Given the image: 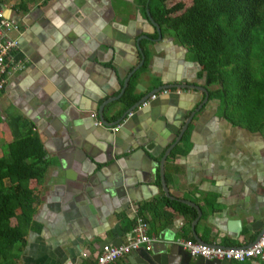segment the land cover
<instances>
[{
  "label": "crops",
  "instance_id": "crops-1",
  "mask_svg": "<svg viewBox=\"0 0 264 264\" xmlns=\"http://www.w3.org/2000/svg\"><path fill=\"white\" fill-rule=\"evenodd\" d=\"M2 6L19 27L14 37L27 66L7 77L0 94V146L11 141L6 120L28 122L48 167L33 190L24 243L0 264H93L102 245L125 244L130 207L163 194L158 163L203 94L169 89L115 132L121 106L112 102L103 116L115 124L95 128L89 114L118 94L128 68L139 62L133 51L128 55L131 42L147 31L137 0H5ZM161 38L138 42L146 53L134 83L141 97L164 85L201 82L185 49L166 34ZM115 68L119 74L110 76ZM218 112L211 101L194 114L165 157L163 176L173 198L198 206V239L248 248L264 228V135L231 126ZM144 217L158 249L165 240L194 241L181 217L166 226ZM130 253L112 264H139Z\"/></svg>",
  "mask_w": 264,
  "mask_h": 264
},
{
  "label": "trees",
  "instance_id": "trees-1",
  "mask_svg": "<svg viewBox=\"0 0 264 264\" xmlns=\"http://www.w3.org/2000/svg\"><path fill=\"white\" fill-rule=\"evenodd\" d=\"M170 1L137 4L144 18L147 10L160 34L173 39L185 49L187 60L200 67L207 102L217 103L220 117L231 126L264 135V0H190L185 9L180 2L168 6ZM150 37H156L155 30ZM135 81L133 76L114 102L121 106L114 118L140 99ZM6 125L11 141L0 146V259L24 243L36 204L33 190L48 167L32 125L18 118H9ZM136 210L145 223L148 215L163 226L181 217L184 232L196 216L192 208L163 194L159 200L136 205Z\"/></svg>",
  "mask_w": 264,
  "mask_h": 264
},
{
  "label": "built area",
  "instance_id": "built-area-1",
  "mask_svg": "<svg viewBox=\"0 0 264 264\" xmlns=\"http://www.w3.org/2000/svg\"><path fill=\"white\" fill-rule=\"evenodd\" d=\"M20 33L18 25L9 17H4L3 6L0 5V92H2L5 80L11 73L22 72L27 66V61L18 52L17 42L15 37H13V35L19 36ZM167 94V90H162L157 94H153L134 110L143 109L148 106L149 102L154 101L159 96ZM132 112L128 113L127 116L130 117ZM89 117L93 121V126L95 128L102 127L97 114L91 113ZM119 126L120 125L117 124L111 130L114 132L117 131ZM130 210L132 227L125 235V244L117 246L102 245L93 264H112L132 251L138 249H143L145 251L150 250L154 239L148 237L147 225L142 218L137 215L136 207L131 206ZM177 244L192 258L201 257L208 261L215 260L235 263L249 261L254 264H264V232L254 244L243 249L208 246L198 244L192 240L181 241Z\"/></svg>",
  "mask_w": 264,
  "mask_h": 264
},
{
  "label": "water",
  "instance_id": "water-1",
  "mask_svg": "<svg viewBox=\"0 0 264 264\" xmlns=\"http://www.w3.org/2000/svg\"><path fill=\"white\" fill-rule=\"evenodd\" d=\"M145 16L147 19L146 23L149 24L155 30L156 39L150 40V39L146 38L145 36H141V38H137V39L133 40V42H131L132 43V45H131L132 50H130L131 52H128V55L129 56L132 55V51H133V55H135V58H139V62L134 67L128 68L129 70H128L127 74L125 75V77L122 79V83H121V86L119 88L118 94L115 97L106 99L105 101H103L98 106L97 117H98V120L100 121L102 127L108 128V127H111L112 125H114L115 123H116V125L119 124L121 122V120H123L127 116L128 113H130L134 109H136L142 102L147 100L149 98V96H151L153 94H157L158 92H160L162 90L179 89V90H187V91H192V92H200L203 94V99L197 105V107L193 111L190 112V114L187 117L186 121L184 122L183 126L180 128L179 133L177 134L176 138L174 139V142L163 153V155H162V157L158 163V175H159L160 189L163 193V196L166 199L171 200V201H176L182 205H185L187 207L192 208L195 211L196 217L194 218V220L190 224V231H191V234L193 236L194 241L198 244H203V245H208V246H218V245L206 244L195 236L194 226L196 225V223H197V221L201 215L198 206H196L195 204L188 202V201L173 198L167 191L164 176H163V163H164L165 157L168 155L170 150L177 144V142L180 141L181 136L184 133L187 124L192 120V117L194 116V114L196 112H198L207 102V92L202 87V80L204 79V74H202V79H201V82L199 83L200 86L199 85H194V86L192 85L191 86L188 84H183V85L175 84V85H164L161 87H157L154 90H151L150 92L145 94L143 97H141L132 107H130L129 109L124 111L120 117V120H118L117 122H115L113 124L108 123L103 116L104 107L107 106L108 104L115 102V101L120 99V97L124 93V90L127 87V84L131 80V78L133 76H136V78H137L140 74H143V73H137L143 67L144 58H145L143 53H142V50L140 49V47L138 45L139 40L143 39V40H146L149 42H155V41L160 42L162 40L161 34H160V29L152 21L147 10H145ZM118 74H119V71L117 68H115L112 72L110 71V76L111 75L117 76ZM144 78H146L148 80L150 78V76L148 74H144ZM112 81L110 80V78H108L106 81V86H108V85L111 86ZM263 232H264V228L262 229V231L260 232V234L257 236V238L255 239V241L252 244H254L258 240V238L260 237V235ZM158 247H160V245L153 242L151 244V248L149 251H145L143 249H138V250L132 251V253H130V257L134 260H137L139 258L140 259L139 264H231V262H228V261H215V260L214 261H208V260H205L201 257L192 258L189 256V254L185 250L182 249V247L180 245L175 244V243H171V242L166 241V240L162 242L160 249H158ZM218 247H221V246H218Z\"/></svg>",
  "mask_w": 264,
  "mask_h": 264
},
{
  "label": "flooded vegetation",
  "instance_id": "flooded-vegetation-1",
  "mask_svg": "<svg viewBox=\"0 0 264 264\" xmlns=\"http://www.w3.org/2000/svg\"><path fill=\"white\" fill-rule=\"evenodd\" d=\"M146 27H147V31L144 32V33H142V36H145L146 38H148V39H150V40H155L156 37H155V38L150 37L151 35L154 34V29H153L149 24H147V23H146ZM155 34H156V33H155ZM162 35H163V34H161V37H162ZM145 41H146V40H144V42H145Z\"/></svg>",
  "mask_w": 264,
  "mask_h": 264
},
{
  "label": "rangeland",
  "instance_id": "rangeland-1",
  "mask_svg": "<svg viewBox=\"0 0 264 264\" xmlns=\"http://www.w3.org/2000/svg\"><path fill=\"white\" fill-rule=\"evenodd\" d=\"M25 1V0H22ZM175 2H180L183 4L184 9L187 8L190 5V0H171L170 2H168V6L175 3ZM15 35H13L14 37ZM219 114V112H218Z\"/></svg>",
  "mask_w": 264,
  "mask_h": 264
}]
</instances>
